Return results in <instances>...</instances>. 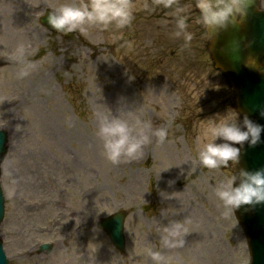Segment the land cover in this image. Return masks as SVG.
Returning <instances> with one entry per match:
<instances>
[{"label":"rangeland","instance_id":"1","mask_svg":"<svg viewBox=\"0 0 264 264\" xmlns=\"http://www.w3.org/2000/svg\"><path fill=\"white\" fill-rule=\"evenodd\" d=\"M61 2L0 0V127L10 136L0 239L10 264H154L149 250L160 251L167 264H249L244 229L235 212L223 214L214 192L239 163L208 169L197 154L208 119L237 113L243 127V118L228 77L210 56L195 0L172 7L132 0L129 25L75 30L78 40L39 20L44 6ZM177 6L194 33L189 47L174 34ZM25 63L36 69L17 78ZM26 87L33 98L10 105ZM101 113L164 127L168 137H153L142 155L113 164L97 135ZM119 210L127 212L125 251L100 227ZM175 221L187 229L185 244L166 247L161 233Z\"/></svg>","mask_w":264,"mask_h":264},{"label":"clouds","instance_id":"2","mask_svg":"<svg viewBox=\"0 0 264 264\" xmlns=\"http://www.w3.org/2000/svg\"><path fill=\"white\" fill-rule=\"evenodd\" d=\"M250 0H195L198 10L197 20L210 33L228 23L237 20L246 12ZM164 7H172L177 0H162ZM48 23L61 33L78 30L84 34L91 27L101 29H120L129 25L134 18L132 0H63L50 6ZM175 36L182 37L184 47H189L194 33L189 29L186 10L177 6L174 13ZM17 57H24V49H17ZM36 69V65L25 63L16 72L17 78L27 76ZM243 127L235 116L208 119L201 125L197 135L198 158L208 169L229 167V162H237L241 147L247 141L250 145L260 140L264 125L255 123L247 116L242 121ZM97 135L102 141L104 157L115 164L122 158H136L143 153L145 145L155 137L163 142L168 137L164 127L153 128L151 123L129 120L110 113L98 114ZM217 138H221L217 142ZM239 145V146H238ZM223 166V167H222ZM169 168V166L167 167ZM164 168V169H167ZM239 176L240 182L234 186ZM215 196L223 206L225 216L234 212L241 204H253L264 201V168L255 171L240 169L220 181L214 189ZM187 229L184 224L175 221L166 225L161 233L162 244L177 248L185 244ZM154 264H167L160 251L149 250ZM95 260V256L92 257Z\"/></svg>","mask_w":264,"mask_h":264},{"label":"water","instance_id":"3","mask_svg":"<svg viewBox=\"0 0 264 264\" xmlns=\"http://www.w3.org/2000/svg\"><path fill=\"white\" fill-rule=\"evenodd\" d=\"M259 6V0H250L243 16L210 32L209 35H214V38L209 48L216 65L230 78L239 110L255 123L264 125V70L260 69L264 65V10ZM43 22L56 30L48 23L47 17ZM7 141L6 132L0 131V164L7 153ZM239 161L243 170L255 171L264 168V128L256 144L244 142ZM3 202L0 189V221L4 214ZM236 211L250 239L251 264H264V201L241 204ZM123 220L124 214L117 213L102 222L103 227L122 249L125 241ZM0 264H8L2 247Z\"/></svg>","mask_w":264,"mask_h":264},{"label":"bare ground","instance_id":"4","mask_svg":"<svg viewBox=\"0 0 264 264\" xmlns=\"http://www.w3.org/2000/svg\"><path fill=\"white\" fill-rule=\"evenodd\" d=\"M44 84L45 85H47V87H48V89L46 88H44ZM43 88H44V90H50L49 89V84H48V81L46 80V79H41V84H40ZM31 98H33V95H32V92H31V89H30V87L28 88V87H26V92H25V94L23 95V97H22V99H23V102H24V100H25V102H28V100L30 101V99ZM28 99V100H27ZM34 187H35V185H34Z\"/></svg>","mask_w":264,"mask_h":264}]
</instances>
